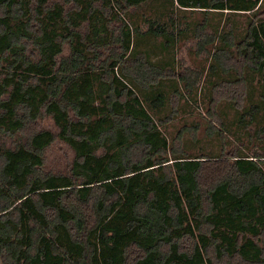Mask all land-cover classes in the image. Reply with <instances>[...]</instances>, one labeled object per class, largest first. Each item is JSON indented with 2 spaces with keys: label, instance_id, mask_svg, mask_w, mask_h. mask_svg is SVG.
Listing matches in <instances>:
<instances>
[{
  "label": "trees",
  "instance_id": "obj_1",
  "mask_svg": "<svg viewBox=\"0 0 264 264\" xmlns=\"http://www.w3.org/2000/svg\"><path fill=\"white\" fill-rule=\"evenodd\" d=\"M146 1L0 0V136L15 142L0 144V264H264V151L227 145L217 112L229 102L251 139L264 136V123L250 125L264 117V91L245 107V70L264 83L262 0H174L184 9L256 11L245 35L232 43L230 29L213 54L223 75L233 73L210 87L208 128L220 154L192 157L178 138L177 149L169 143L162 119L143 104L156 111L164 94L141 96L133 85L150 91L175 78L190 89L194 78L146 54L120 64L134 34H171L157 20L143 33L125 22ZM115 44L121 51L95 66L98 49ZM43 117L56 134L37 127ZM57 138L75 157L66 173H46Z\"/></svg>",
  "mask_w": 264,
  "mask_h": 264
},
{
  "label": "rangeland",
  "instance_id": "obj_2",
  "mask_svg": "<svg viewBox=\"0 0 264 264\" xmlns=\"http://www.w3.org/2000/svg\"><path fill=\"white\" fill-rule=\"evenodd\" d=\"M130 10L127 14H123L125 22L128 21L133 27H137L140 32L146 31L149 25L148 21L157 20L166 23L171 34L167 37L164 35L154 36L148 33L143 35L134 34L132 52L127 57L128 61H120L121 66L129 64L136 57L142 56L140 54H146L151 62L165 68L167 71H173L175 76L190 73V76L194 78L190 89H186L183 83L175 78L160 80L157 84L150 86V91L140 90L137 88L138 86L133 85V88L141 96L145 93L155 94L160 91L166 98L164 105L156 111L148 108V104L143 100L144 106L155 120L162 119V124H159L161 131L167 137L169 143L174 145L175 149L178 147L182 150L181 154L188 157L219 155L222 149L219 135L208 128L209 123L213 124L214 122L207 112L210 108V87L214 81L223 77H233V73L229 72V74L223 75L219 71L217 59L213 57V54L218 52V47L224 45L222 36L230 29L233 32L232 37H229L232 43H236L245 35L248 23L254 17L256 11L253 13H233L184 9L178 7L174 0H147L139 8ZM259 11L260 14L257 18L263 19L264 0H262ZM170 17L172 23L168 19ZM86 30L84 27L83 31ZM114 32L116 33L113 28L107 34H113ZM114 49L121 51L120 46L117 44L98 49L97 53L94 54V58L99 59L94 60L95 66L104 64V61H106V64L110 63L114 57L112 55ZM33 52L29 51L33 60H36L38 56ZM69 52L68 43L65 42L62 54L67 55ZM2 61H0V71L4 68ZM211 64H214L215 67L213 71L209 70ZM95 70L97 69L95 68ZM114 71L117 75L121 74L119 64L117 68H114ZM245 72L249 78L246 107L250 101L259 99L260 94L264 91V83L260 82L259 77L249 69H246ZM126 81L131 84L128 78H126ZM174 93L177 94V97ZM171 96L173 97L171 98ZM218 111L224 126L222 129L225 131L224 138L227 145L242 146L243 152H248L254 148H260L264 151V136L261 139L253 136L251 139L246 127L242 123H238V116L241 111L235 109L227 101H221L219 106L217 105ZM262 123H264V117L258 114L256 122H252L250 125L251 128H255ZM36 124L38 128L51 130L54 134L58 131L50 117L39 118ZM12 138L10 134L0 136V144L13 147L15 142ZM175 138L179 140L177 141V147L175 141H173ZM45 156L44 172L66 173L67 166L75 157V154L69 146L57 138L45 152Z\"/></svg>",
  "mask_w": 264,
  "mask_h": 264
}]
</instances>
